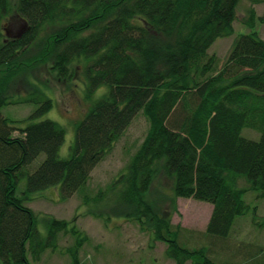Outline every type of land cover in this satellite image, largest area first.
Here are the masks:
<instances>
[{"label": "trees", "instance_id": "16d2710c", "mask_svg": "<svg viewBox=\"0 0 264 264\" xmlns=\"http://www.w3.org/2000/svg\"><path fill=\"white\" fill-rule=\"evenodd\" d=\"M240 1L0 0V264H32L28 251L39 260L58 245L60 232L80 234L48 216L42 235L27 201L58 184L65 199L81 190L140 112L150 129L113 185L120 189L118 204L155 242L166 243L176 264H219L212 248L251 209L245 194L264 197V38L257 30L264 11L256 8L264 0H249L243 23L250 31L238 36L223 63L209 53L218 38L235 33ZM15 16L24 30L10 35L6 23ZM43 64L59 81L82 69L88 98L109 87L76 124L66 158L59 154L67 134L61 123L22 127L2 114L4 106L34 103L28 117L34 120L53 108L54 100L29 78ZM22 86L28 94H20ZM245 128L261 131V138L245 137ZM160 174L173 180L176 198L213 204L207 244L183 243L185 229L148 199ZM84 239L68 247L74 264H84Z\"/></svg>", "mask_w": 264, "mask_h": 264}, {"label": "rangeland", "instance_id": "374dc122", "mask_svg": "<svg viewBox=\"0 0 264 264\" xmlns=\"http://www.w3.org/2000/svg\"><path fill=\"white\" fill-rule=\"evenodd\" d=\"M250 5L249 0L240 1L234 23L235 33L218 38L209 49V53L219 56L222 63L238 36L250 31L243 23ZM256 8L260 15L264 11V4L257 5ZM7 22L10 35L19 34L24 30L22 21L16 16L10 17ZM257 30L264 38V23L258 22ZM78 71L73 78L64 81H59L51 75L45 64L30 73L29 78L37 82L41 90L54 100L53 108L37 119H28L37 108L34 103H16L2 108L4 116L17 121L16 124L22 127L30 122L46 119L61 123L67 131L59 152L64 158L71 154L76 137V124L84 118L92 104L109 89L108 86L99 88L88 98L85 92L87 79L82 69ZM20 88L21 95L28 94L24 86ZM149 129V120L140 112L107 156L93 169L87 184L70 198L61 196V184H58L38 191L33 195V200L27 201L38 214V228L42 235L48 234V226L44 220L48 216L66 220L70 229L76 228L80 231L78 235L71 230L60 232L58 245L54 249H47L39 260L33 259L28 251L32 264H74L68 247L76 245L78 237H85L79 251L80 260L84 264H176L166 255V243L155 242L149 232L140 229L137 221L126 217L124 205L118 204L120 189L112 190L121 175L127 172ZM14 135H22L21 130H16ZM243 135L259 140L262 133L256 129L245 128ZM44 159L43 153L35 164H40ZM239 183L243 187L248 185L243 178ZM25 184L26 180L22 181L23 187ZM100 191H104L105 196L95 200ZM258 195L254 190L245 194L244 198L251 204V209L247 214L236 218L228 239H220L219 244L212 248V258L219 264H264V197ZM147 197L162 212L171 215L174 224H180L185 229L181 239L183 243L189 242L194 246L209 242L204 233L213 212L212 203L194 198H176L173 180L164 174L155 179ZM186 264L192 262L188 261Z\"/></svg>", "mask_w": 264, "mask_h": 264}]
</instances>
